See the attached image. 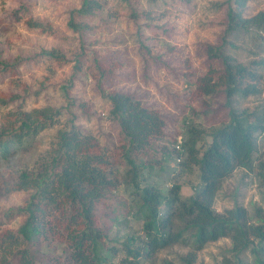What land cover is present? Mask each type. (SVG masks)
<instances>
[{"label":"rangeland","instance_id":"rangeland-1","mask_svg":"<svg viewBox=\"0 0 264 264\" xmlns=\"http://www.w3.org/2000/svg\"><path fill=\"white\" fill-rule=\"evenodd\" d=\"M81 1L0 0V57L25 60L0 75V128L18 112L58 110L50 127L37 133L24 149L0 160V183L21 171H33L37 162L47 158L58 132L71 124L96 136L101 146L107 142L117 147L118 128L109 113L111 103L104 97L111 92L132 94L161 115L164 126L162 138L155 141L158 148L170 149L174 140L179 143L184 124L208 132L228 121L223 64L205 53L208 45L221 43L227 0H97L100 7L91 15L72 17L78 26L74 29L69 25L70 14L80 8ZM258 12H264V0L247 2L241 16L250 18ZM226 40L224 55L247 72L241 86L257 90L233 96L230 106L239 114L260 115L264 111V33L248 27ZM50 51L53 57L40 55ZM203 76L210 77L211 94L197 91V79ZM254 137L252 166L236 168L226 176L212 203L218 214L242 207L250 223L256 222V210L264 215V125ZM163 167L140 172L163 193L172 185L180 186L182 200L199 186L195 166L185 167L170 158ZM29 194L28 190L0 189V233L16 231L21 225L22 216L7 219L4 213L22 206ZM115 196L127 203L132 199L122 188ZM120 203L114 214L110 208L100 210L104 217L116 215L119 222L126 218L108 230V245L118 249L130 236L141 235V222ZM231 246L227 237L196 251L191 244L177 242L144 255L138 264H186L188 259L189 264H255L249 251L236 258ZM122 256L117 253L112 264H118Z\"/></svg>","mask_w":264,"mask_h":264},{"label":"trees","instance_id":"trees-1","mask_svg":"<svg viewBox=\"0 0 264 264\" xmlns=\"http://www.w3.org/2000/svg\"><path fill=\"white\" fill-rule=\"evenodd\" d=\"M227 1L221 43L208 45L205 50L223 64L227 123L208 132L184 124V138L179 143L174 140L170 149L158 148L155 141L162 138L164 126L161 115L132 94H105L119 132L117 147L107 142L101 146L96 136L71 124L58 132L47 158L37 162L33 171H21L10 181L0 183V189L6 192L30 191L22 206L4 213L7 219L22 216L23 222L16 231L0 233V264H112L119 252L123 256L118 264H138L144 255L148 257L173 243L191 244L196 251L225 237L231 240L230 252L236 258L249 251L255 264H264V215L256 210V222L250 223L248 213L240 206L224 214L212 208L221 181L236 168L252 166L254 134L264 125V111L260 115L239 114L230 106L233 96L244 97L257 90L241 86L246 69L232 64L224 55L226 38L233 32L252 27L264 33V12L243 18L241 10L251 0ZM99 7L97 0H82L80 8L71 12L69 25L77 29L72 17L89 16ZM42 54L54 56L52 51ZM24 61L0 57V75L15 70ZM209 81V76L197 79L199 94L213 92ZM57 114L58 110L51 108L15 114L0 128V160L24 149L37 133L54 123ZM170 158L185 167L195 166L198 171L199 186L187 199L179 198L180 186L172 185L163 193L140 172L155 166L162 171ZM119 188L132 196L128 203L115 196ZM118 202L129 216L141 222V235L130 236L120 249L108 245V230L111 225L125 223L126 218L119 222L116 215L100 214L103 208H110L114 214Z\"/></svg>","mask_w":264,"mask_h":264},{"label":"built area","instance_id":"built-area-1","mask_svg":"<svg viewBox=\"0 0 264 264\" xmlns=\"http://www.w3.org/2000/svg\"><path fill=\"white\" fill-rule=\"evenodd\" d=\"M179 142H180V140H179ZM179 147L178 146H176V149H178Z\"/></svg>","mask_w":264,"mask_h":264}]
</instances>
